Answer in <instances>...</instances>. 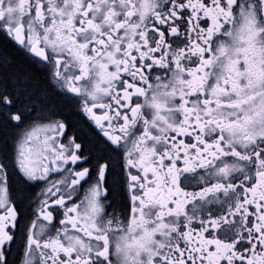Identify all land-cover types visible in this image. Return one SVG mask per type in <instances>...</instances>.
I'll return each mask as SVG.
<instances>
[{"label": "snow or ice", "instance_id": "6c2138e0", "mask_svg": "<svg viewBox=\"0 0 264 264\" xmlns=\"http://www.w3.org/2000/svg\"><path fill=\"white\" fill-rule=\"evenodd\" d=\"M0 264H264V0H0Z\"/></svg>", "mask_w": 264, "mask_h": 264}, {"label": "flooded vegetation", "instance_id": "af4514ba", "mask_svg": "<svg viewBox=\"0 0 264 264\" xmlns=\"http://www.w3.org/2000/svg\"><path fill=\"white\" fill-rule=\"evenodd\" d=\"M10 51H13V54H15V53H14V50L10 49ZM17 59H18V61H20L22 64H24L25 66H27V63H26V61H24L23 57H20V56L17 55Z\"/></svg>", "mask_w": 264, "mask_h": 264}]
</instances>
